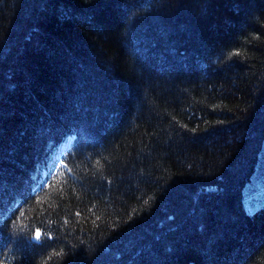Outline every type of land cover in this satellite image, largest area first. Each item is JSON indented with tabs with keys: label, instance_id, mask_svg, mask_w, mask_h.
<instances>
[{
	"label": "trees",
	"instance_id": "trees-1",
	"mask_svg": "<svg viewBox=\"0 0 264 264\" xmlns=\"http://www.w3.org/2000/svg\"><path fill=\"white\" fill-rule=\"evenodd\" d=\"M263 191L264 0H0V264H264Z\"/></svg>",
	"mask_w": 264,
	"mask_h": 264
},
{
	"label": "rangeland",
	"instance_id": "rangeland-1",
	"mask_svg": "<svg viewBox=\"0 0 264 264\" xmlns=\"http://www.w3.org/2000/svg\"><path fill=\"white\" fill-rule=\"evenodd\" d=\"M258 199H259V201H260V204H262V201L264 200V191L262 192V195H261L260 198H258ZM248 211H249V212H252L253 209H249V208H248Z\"/></svg>",
	"mask_w": 264,
	"mask_h": 264
}]
</instances>
